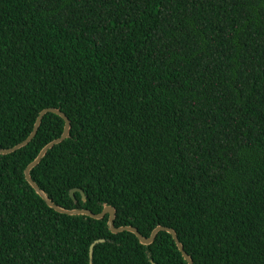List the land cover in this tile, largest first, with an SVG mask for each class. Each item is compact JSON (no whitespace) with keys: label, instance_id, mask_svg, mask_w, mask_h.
Segmentation results:
<instances>
[{"label":"trees","instance_id":"trees-1","mask_svg":"<svg viewBox=\"0 0 264 264\" xmlns=\"http://www.w3.org/2000/svg\"><path fill=\"white\" fill-rule=\"evenodd\" d=\"M45 108L71 121L31 171L53 202L174 228L195 264H264V0H0V148ZM64 125L0 155V264H91L99 240L93 264H189L167 231L146 247L36 193Z\"/></svg>","mask_w":264,"mask_h":264},{"label":"water","instance_id":"water-1","mask_svg":"<svg viewBox=\"0 0 264 264\" xmlns=\"http://www.w3.org/2000/svg\"><path fill=\"white\" fill-rule=\"evenodd\" d=\"M47 113L57 114L64 120V122H65L64 131L59 138L52 140L51 142H49L46 146H44L42 148V150L39 152L38 156L35 158L34 161H32L27 166V168L24 172L25 178L28 181V183L36 191V193L47 203V205L49 207L54 208L56 211L62 213L63 215H68V216H73V217L86 216L88 218H92V219H95L98 221H102L106 217L109 216L108 225H109V228L113 234L119 235V234H122L125 232L132 233V234L136 235L138 237V239L140 240L141 244L143 246H146V247L152 246L156 242L159 234L162 233V231H167L173 235V237L176 240L177 245H178L180 251L183 253V256L186 259V261L189 264H195L193 257L186 251L184 244L180 240V237L174 228L160 225L153 232V234L150 238H146L135 227L128 226V227L117 228L116 227V220H117V216H118V211L116 208H114L112 206L105 205V209H104L103 213H101V214H95L93 211L87 210V209H77V210L65 209L63 206H60L59 204L53 202L51 200V198L47 195V193L39 187V185L33 180L32 176H31V171L43 160V158L46 156V154L48 153L49 150H51L55 145L62 143L65 139L70 137L71 121L68 118V116L64 112H62L59 108H45L44 110H42L40 112L37 120H36V123L34 125L32 132L30 133V135L24 141H22L21 143L17 144L14 147L7 148V149H1L0 148V155L11 154V153H14L15 151L27 146L36 137L38 130L42 124L43 118ZM78 192L83 194L84 201L87 202V197H86L85 193L80 189H75L71 192L72 199L76 201V193H78ZM105 242H106L105 240H99L92 246V248H91V260H92L91 264H93V260H94L95 247L97 245L105 243Z\"/></svg>","mask_w":264,"mask_h":264}]
</instances>
